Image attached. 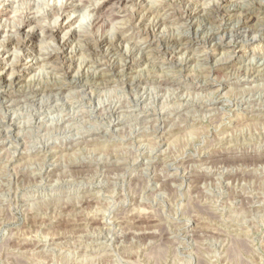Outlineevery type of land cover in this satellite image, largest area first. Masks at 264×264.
Segmentation results:
<instances>
[{
    "label": "rangeland",
    "instance_id": "1",
    "mask_svg": "<svg viewBox=\"0 0 264 264\" xmlns=\"http://www.w3.org/2000/svg\"><path fill=\"white\" fill-rule=\"evenodd\" d=\"M81 1L0 34V264H264V0Z\"/></svg>",
    "mask_w": 264,
    "mask_h": 264
},
{
    "label": "bare ground",
    "instance_id": "2",
    "mask_svg": "<svg viewBox=\"0 0 264 264\" xmlns=\"http://www.w3.org/2000/svg\"><path fill=\"white\" fill-rule=\"evenodd\" d=\"M22 1V0H21ZM45 1V0H44ZM139 1V2H138ZM146 0H119L118 5L116 6V10H118V12H122L125 10L126 3H131L136 5L137 3H142L145 2ZM16 2V1H15ZM18 3V1H17ZM37 3V2H36ZM48 3V2H46ZM0 6H2L3 8H10V2L9 0H1L0 1ZM46 8V13H42L41 15L36 14V12H31L29 15L26 16V18L24 19V21L20 22L19 24H17L13 30L10 31V29H7L8 27L5 25H0V34L3 33L1 35V37L3 38V45L8 46L11 41L13 39H15V37L20 36L22 33L23 38L21 42H25V40H27L30 36L33 38V40H35L36 38H43L44 36L50 37L53 40L57 39V44L61 45L63 41L67 42L68 39L70 38H78L81 36V34L79 33V30H77L76 27L80 28L81 24L83 22V20L88 19L89 22L93 23L96 18H95V10H96V6L95 5H90L87 3H83L81 0H56V2H54L52 0H50V3H48ZM153 7V6H152ZM214 11L213 13H217L219 14L220 11V7L215 6L214 7ZM79 10H84V15L81 17H79V20H75L72 19L73 14H76ZM183 11V10H182ZM195 11V10H194ZM2 12L0 11V14ZM216 14V15H217ZM82 15V14H81ZM191 13L187 12L186 16H190ZM43 16V17H41ZM49 16H53V22L48 24V23H43L41 22L42 18H48ZM185 16V15H184ZM207 16V15H206ZM217 17V16H216ZM190 18V17H189ZM77 21V22H76ZM1 23V22H0ZM7 23V22H5ZM74 23H77L78 25L75 27ZM95 23V22H94ZM256 27V26H255ZM13 28V27H11ZM248 29V28H247ZM211 30V29H210ZM242 31V30H241ZM64 33L61 36V40L60 38H58V36H60V33ZM234 33L238 34L240 33V31L238 29L233 31ZM231 34V33H230ZM249 35V34H248ZM238 36V35H237ZM216 37V36H215ZM59 39V40H58ZM120 40V39H119ZM61 41V43H60ZM97 46H101V45H112V43L110 41H108L107 39L103 38V39H98L97 41H95ZM172 46V45H171ZM58 47V46H57ZM264 47V46H263ZM38 52V51H37ZM72 62V61H71ZM18 63V62H17ZM43 68V67H42ZM18 70L16 74H13L14 76V80H16L18 78ZM15 73V72H14ZM12 76V75H11ZM6 78V77H5ZM4 82L5 79L3 76H0V82ZM56 90V89H55ZM36 92V91H34ZM33 92V93H34ZM141 92V91H140ZM23 93V92H22ZM32 93V94H33ZM54 95V94H53ZM3 96H7V92L6 95ZM2 94H0V99L3 98ZM19 96V95H18ZM34 98V97H33ZM31 97V99H33ZM8 99V98H7ZM2 100V99H1ZM7 103H10L7 106V109L9 110V108H11L13 106V103L15 102V100H7ZM21 102V101H20ZM19 102V104H20ZM134 102V101H133ZM6 103V104H7ZM112 105V104H111ZM21 106V105H20ZM50 107V106H49ZM31 108V107H30ZM47 108V107H46ZM108 108V107H107ZM112 108V107H111ZM125 108L124 105H119V106H114L111 109V112L115 111L118 112V110H121ZM6 111V110H5ZM22 111V110H21ZM39 111V110H37ZM25 112V111H24ZM124 112V111H123ZM17 113V112H16ZM20 113V112H19ZM78 113V112H77ZM122 113V112H121ZM13 114V113H12ZM112 114V113H111ZM110 114V115H111ZM3 116V115H2ZM58 116V115H57ZM60 117V116H59ZM62 117V116H61ZM55 120V119H54ZM60 121V120H59ZM12 122V121H11ZM10 122V124H11ZM8 123V122H7ZM19 124V123H18ZM44 124V123H43ZM46 124V123H45ZM68 124V123H67ZM14 125V123L12 124ZM11 125V126H12ZM17 126V125H16ZM13 128V127H12ZM114 128V127H113ZM1 131V130H0ZM5 132V131H4ZM24 242V241H23Z\"/></svg>",
    "mask_w": 264,
    "mask_h": 264
}]
</instances>
